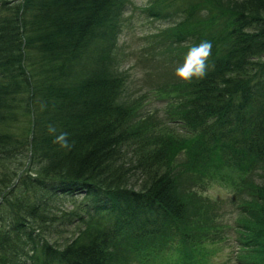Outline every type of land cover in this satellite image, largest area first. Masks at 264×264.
Instances as JSON below:
<instances>
[{"label": "trees", "instance_id": "16d2710c", "mask_svg": "<svg viewBox=\"0 0 264 264\" xmlns=\"http://www.w3.org/2000/svg\"><path fill=\"white\" fill-rule=\"evenodd\" d=\"M129 5L0 0V264H169L165 228L178 241L173 264L209 262L212 250L183 244L229 231L254 254L234 264H264V0L218 3L214 32L186 24L190 5L142 7L168 24L147 61L172 70L190 47L212 45L204 78L172 70L153 88L164 99L175 79L168 125L123 96L115 52ZM205 178L230 182V210L248 224L221 226L222 202L200 205Z\"/></svg>", "mask_w": 264, "mask_h": 264}, {"label": "rangeland", "instance_id": "374dc122", "mask_svg": "<svg viewBox=\"0 0 264 264\" xmlns=\"http://www.w3.org/2000/svg\"><path fill=\"white\" fill-rule=\"evenodd\" d=\"M223 1L224 0H129L130 5L122 17L124 20L131 19V22L128 23V25L124 24V35L121 34L116 39L117 50L115 55L119 63V69L128 73V78L123 88V96L132 100L141 101L143 106L139 112L142 115H149L155 122L165 121L166 125H168L169 123H167L165 119V110H171L172 98L176 96V88L173 85L175 79L171 80L172 83L170 87H166L171 89L169 93L164 96V99L157 97L154 92L155 90H153V88L163 86L162 83L164 84V81H168L169 78H171L170 74L172 70L174 73L176 68L169 70L166 59L161 61L160 66L146 60V57L161 53L162 42L166 37L162 35L163 33L161 30H165L168 34V24L161 20L147 18L141 12L142 7L155 6L162 11H166L168 14H173L177 9L183 8L186 4L190 5L188 13H186L187 15L184 18L187 21L186 24L205 27L214 32V29L219 28V24L224 27L222 14L216 8L217 4ZM198 9H202V17H199L197 13ZM204 11H208L209 13ZM178 15L180 14L178 13ZM209 17L214 21L209 22ZM137 59L142 60L140 67L136 64ZM129 70L131 71L129 72ZM162 70L168 71L162 73ZM170 124L176 125L175 123ZM174 133L179 134L180 132L175 130ZM197 192L201 196L200 205L206 206L203 203V198L206 197L222 202L221 204L223 208H225V211L224 213L221 212L215 219L219 225H229L234 220L248 224L246 216L234 214L230 210V203L232 202L234 193L232 192L229 181L227 183H222L217 179L208 180L205 178L204 184L197 187ZM165 229V238L164 242H162L164 245L165 262L173 264L175 260L170 249L177 250L178 241L175 235H173L174 232L169 228ZM239 232L242 233L243 231ZM56 236L59 235L56 234ZM195 237L200 239L199 232ZM225 237L227 238L224 240ZM234 237V234L229 231L225 236H217L216 240L209 238L205 239L203 237L198 242L194 240L195 244L188 242L183 244V246L185 250H189L188 252L193 251L194 254L191 255L194 256L198 254L203 255L202 253H207L212 250V255L207 254L210 261L202 264H219L220 262L223 264H234L236 254H251V256H254L253 253H249L253 252V250L251 251L249 248L246 250L238 247L233 241ZM157 263L158 262H155L153 264ZM132 264L138 263L133 261Z\"/></svg>", "mask_w": 264, "mask_h": 264}, {"label": "clouds", "instance_id": "9594fccd", "mask_svg": "<svg viewBox=\"0 0 264 264\" xmlns=\"http://www.w3.org/2000/svg\"><path fill=\"white\" fill-rule=\"evenodd\" d=\"M211 47L209 41H201L198 45L190 47L183 62L175 69L174 76L181 82L204 78L207 74ZM65 136L66 134H62L60 139L64 140Z\"/></svg>", "mask_w": 264, "mask_h": 264}]
</instances>
